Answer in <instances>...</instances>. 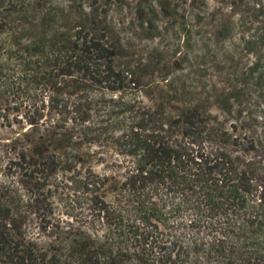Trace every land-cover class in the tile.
<instances>
[{"label": "rangeland", "instance_id": "obj_1", "mask_svg": "<svg viewBox=\"0 0 264 264\" xmlns=\"http://www.w3.org/2000/svg\"><path fill=\"white\" fill-rule=\"evenodd\" d=\"M19 2L13 13L0 6V195L18 209L16 240L76 263L85 258L77 241L92 239L116 264H142L127 236L136 240L135 231L150 233L156 222L163 243L186 246L193 233L203 235L191 222L209 221L202 210L162 200L165 188L151 199L163 214L149 215L148 223L129 220L126 209L135 196L123 184L137 162L124 152L123 120L113 126L103 100L108 92L77 72L60 75L52 57H62L58 50L80 30L113 38L124 50L117 64L140 84L126 92L133 102L154 100L164 107L163 119L178 114L182 102L206 107V126L196 137L166 127L165 140L187 148L196 139L194 152L229 154L250 163L259 172L255 181H264V98L248 73L264 56V0ZM188 186L178 200L195 208L204 192ZM250 199L260 203V193ZM254 214L262 250L253 263L264 264V208Z\"/></svg>", "mask_w": 264, "mask_h": 264}, {"label": "trees", "instance_id": "obj_2", "mask_svg": "<svg viewBox=\"0 0 264 264\" xmlns=\"http://www.w3.org/2000/svg\"><path fill=\"white\" fill-rule=\"evenodd\" d=\"M29 1L31 4L41 2ZM19 4V0H0V6L6 5L12 13L19 11ZM73 39V43L70 39L66 42L67 48L58 50L62 57H52L56 59V65L62 67L60 75L72 76L77 72L108 92L111 97L103 100L113 126L123 120L118 129L123 133L122 138L129 140L123 144L128 147L124 152L134 155L137 162L123 184L135 196L126 209L129 220L148 223L149 215L163 214L157 208L161 204L151 200L158 188L166 189V195H161L162 200L166 198L169 204H176L180 209L202 210L201 214L209 218L202 226L197 221L191 222L192 227L198 226L203 235L200 237L193 233L186 246L163 243L156 222H153L155 228L150 233L135 231L136 240H131V235L127 236V246L133 248L142 264H256L253 259L260 254L262 247L254 228V211L264 208V181H255L259 172L250 163H239L228 157L229 154L214 157L210 153L194 152L192 144H196V139L189 142L188 149L165 140L163 133L168 131L166 127L171 132H181L183 138L196 137V130L206 126V107L193 105L190 101L182 102L178 105V114L170 111L167 119H163L160 110L164 107L156 106L154 100L144 105V100L136 98L137 102H133L127 97L128 89L137 90L140 84L132 78L128 67L117 64L118 59L126 57L124 50L116 47L113 38L80 30ZM248 73L259 96L264 98V56L253 62ZM0 77H3L2 70ZM191 177L195 183L190 181ZM186 183H190L189 189L197 188L199 193L204 192V198L195 201L201 202L195 208L193 201L178 200ZM256 192L260 193L258 204L250 199ZM5 197L0 195V264H116L114 256L100 252L98 242L85 238L77 241L75 247L85 256L81 262L67 263L57 256L38 254L34 247L36 242L29 241L26 246L24 241L15 239L18 232L13 222L19 217L18 209L14 208L12 198L8 201ZM166 205L162 204L161 209ZM255 241L257 244L254 246Z\"/></svg>", "mask_w": 264, "mask_h": 264}]
</instances>
